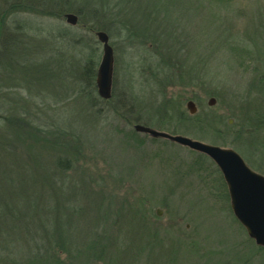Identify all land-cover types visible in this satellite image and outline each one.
<instances>
[{"label":"rangeland","instance_id":"rangeland-1","mask_svg":"<svg viewBox=\"0 0 264 264\" xmlns=\"http://www.w3.org/2000/svg\"><path fill=\"white\" fill-rule=\"evenodd\" d=\"M135 1L142 5L149 2ZM232 1L234 6L230 9L211 8L217 16L212 17L208 26L198 18L194 1H184L185 12L179 18L183 31L178 34L187 37L190 46L185 53L189 58L187 81H181L180 85L175 81L167 88L157 86L150 69V62L155 66V61L150 60L154 48L151 45L127 47L117 32L113 39L110 37V44L114 43L111 46L115 57V98L108 103L99 97L97 90L99 103L94 109L86 108V101L77 100L76 96L72 104L66 99L60 105L58 112L62 118L58 122L83 145L85 154L80 161L87 173H91L86 179L75 176L76 180H72V186H80L74 193L80 196L75 206L88 213L86 218L79 217L82 220L77 217L76 222L71 220L75 222L71 232L76 239L70 242L83 248L93 240L97 230L107 253L94 264H264V251L233 220L224 202L216 199L219 191L209 183V172L195 164L199 160L213 172L210 159L162 138L154 141L144 133L136 138L131 136L134 126L142 124L172 135L219 144L234 149L252 170L264 173V133L242 135L234 144L227 145L214 133L215 127H220L221 117H226L233 126V133L239 131L238 116L242 119L249 103L256 105L255 108L263 103L251 86L264 74V0ZM260 8H263L261 15ZM137 16L138 12H134L133 17ZM18 24L27 25V32L34 35L72 30L90 43V49L85 43L81 46L83 56L88 58L93 54L99 61L98 66L101 62L103 45L97 33L90 32L86 25L78 22L72 25L66 17L21 9L7 19L9 27ZM243 48L248 52L243 55L235 52ZM48 53L50 48L41 52L34 50L24 57L32 59L35 62L32 69L48 80L69 81L58 69L57 58L41 65ZM4 58L13 62L5 71L7 81L10 77L13 81H22L18 66L20 55L11 49ZM213 98L215 103L211 105ZM190 101L195 103L200 117L209 118L211 130L191 125L189 129L188 125L174 121L178 111L191 116ZM172 105L173 110H169ZM130 106L133 112L128 110ZM248 116L256 121L252 114ZM162 117L169 118L168 125H161ZM91 190L102 191L99 200L104 198L105 206L100 209L85 206ZM112 201L115 205H109ZM85 219L91 226H85ZM137 227L134 236L129 234ZM89 229L93 230L90 238L85 237ZM73 251L76 253L77 249ZM66 258L63 254L60 260Z\"/></svg>","mask_w":264,"mask_h":264},{"label":"trees","instance_id":"trees-1","mask_svg":"<svg viewBox=\"0 0 264 264\" xmlns=\"http://www.w3.org/2000/svg\"><path fill=\"white\" fill-rule=\"evenodd\" d=\"M115 1L0 0V92L3 95L0 97V264H67L68 261L70 264H94L103 260L107 253L97 230L93 240L83 248L78 243L70 242L76 239L71 232L75 228L71 226L76 222L75 218H84L88 213L75 206L80 196L77 197L74 193L80 186H72V180H76L75 176L86 179L91 173H87L80 161L85 154L83 145L59 124L62 116L58 112L66 99L71 100L72 104L76 97L77 100L82 99V102L85 100L84 106L88 109H94L98 105L96 73L99 61L93 54L88 58L83 56L81 46L85 43L90 49V43L86 40L84 42L83 36L81 39L72 30L34 35L27 32V25L9 27L8 16L20 9L59 18L72 13L78 17V23L86 25L90 32L105 31L111 39L119 32L127 47L151 45L155 51L150 55V60L155 61V66L150 62L152 81H156L157 86L167 88L173 86L175 81L179 85L181 81H187L185 72L189 58L185 53L190 46L185 39L187 37L178 34V31H183L179 18L185 12L184 1H194L198 18L208 23L207 26L212 17L217 16L211 8L230 9L234 6L232 0H149L144 5L136 4L138 2L135 0H118L119 3ZM187 3L192 5L191 2ZM142 11L145 15L139 16ZM134 12H138L137 17H133ZM262 13L263 8H260L259 14ZM111 45L114 46V43ZM46 48H50V53L46 54L48 58L41 65L57 58L58 69L69 81L48 80L44 74H37L32 69L35 67L32 59L24 57L34 50L41 52ZM11 49L16 51V55H20L18 66L22 81H13L12 77L7 81L5 71L7 65H12L13 62H7L4 57ZM246 51L248 52L243 48L242 51L235 52L243 55ZM189 69L193 71L191 67ZM10 79L12 80L9 81ZM256 81L259 82L251 87L263 103L257 108L249 103L245 110L256 121L244 111L242 119L238 116L236 123L240 130L233 133V126L226 117L219 118L221 121L217 122H221L220 127H215L214 133L224 145L229 142L234 144L242 135L264 133V74ZM115 95L113 83L112 97L106 101L111 102ZM128 110L133 112V106ZM169 110H173V105ZM51 112L55 113L51 116ZM175 118L177 124L188 125L189 129L191 125L211 130V123L206 116L200 117L197 113L186 116L178 111ZM161 119V125L169 124L168 117ZM138 134L133 129L131 136L136 138ZM157 139L153 138L154 141ZM195 164L201 170L209 172V183L212 182L219 191L216 199L224 202L226 210L234 216L229 193L220 174H214L199 160ZM101 194L102 191L91 190L85 206L98 209L105 206L104 198L99 200ZM109 205H115V202L112 201ZM81 218L79 219L82 220ZM72 219L75 222H71ZM233 220L240 224L235 216ZM84 223L85 226H91L86 219ZM240 226L245 230L241 224ZM138 229L139 227L130 230L129 234L133 235ZM92 231L89 229L85 237L90 238ZM75 249L76 253L73 251ZM259 250L264 251L261 247ZM63 254L67 258L60 260Z\"/></svg>","mask_w":264,"mask_h":264},{"label":"water","instance_id":"water-1","mask_svg":"<svg viewBox=\"0 0 264 264\" xmlns=\"http://www.w3.org/2000/svg\"><path fill=\"white\" fill-rule=\"evenodd\" d=\"M65 17L67 22L72 25H76L78 22V17L72 13L66 14ZM97 37L103 45V56L97 70L96 86L100 97L109 100L113 92L114 49L110 44V37L105 31L97 32ZM214 103L215 99L213 98L210 104L214 105ZM188 109L191 114L197 112V107L192 101L188 103ZM134 129L153 138L170 140L203 153L214 160L228 185L231 208L235 217L256 245L264 249L263 175L252 171L243 158L232 149H224L183 135H172L142 124H136Z\"/></svg>","mask_w":264,"mask_h":264},{"label":"flooded vegetation","instance_id":"flooded-vegetation-1","mask_svg":"<svg viewBox=\"0 0 264 264\" xmlns=\"http://www.w3.org/2000/svg\"><path fill=\"white\" fill-rule=\"evenodd\" d=\"M191 114V113H190ZM211 145H214V144H211ZM214 146H219V144H215ZM219 147H221V148H224V147H222V146H219ZM224 149H232V148H224ZM232 150H234V149H232ZM194 151V150H193ZM235 151V150H234ZM197 152V151H196ZM200 153V152H199ZM203 154V153H202ZM205 155V154H204ZM240 155V154H239ZM207 156V155H206ZM208 157V156H207ZM244 160V159H243ZM246 163V162H245ZM211 164L214 166V170H213V172L216 174L217 172L220 174V176L222 177V179H223V181L225 182V184H226V187H227V190H228V193H229V189H228V185H227V183H226V180H225V177H224V175H223V173H222V171L220 170V168L217 166V164L215 163V161L214 160H212L211 159ZM248 166V165H247ZM249 167V166H248ZM250 168V167H249ZM251 169V168H250ZM252 170V169H251ZM252 171H254V170H252ZM254 172H256V171H254ZM256 173H259V174H261V175H263L264 176V173H260V172H256ZM219 176V175H218ZM229 197H230V193H229ZM230 205H231V201H230ZM232 209V208H231ZM237 219V218H236ZM238 220V219H237Z\"/></svg>","mask_w":264,"mask_h":264}]
</instances>
